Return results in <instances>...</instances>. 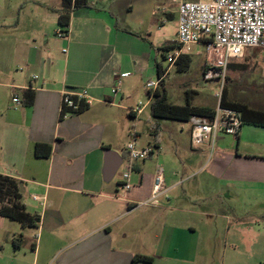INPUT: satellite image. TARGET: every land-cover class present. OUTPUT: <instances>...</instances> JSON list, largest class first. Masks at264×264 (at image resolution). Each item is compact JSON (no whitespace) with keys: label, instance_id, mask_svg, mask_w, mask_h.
Listing matches in <instances>:
<instances>
[{"label":"crops","instance_id":"0c3cea01","mask_svg":"<svg viewBox=\"0 0 264 264\" xmlns=\"http://www.w3.org/2000/svg\"><path fill=\"white\" fill-rule=\"evenodd\" d=\"M29 1L12 0L0 15V173L20 181L25 209L39 223L22 228L0 215V264H195L205 257L202 220L211 230L223 227L231 247L247 223L264 224V126L244 123L236 136L189 143L187 155L174 141L172 156L163 157L155 140L147 158L128 157L125 147L140 137L151 101L132 112L153 80L147 32L154 0L138 1L135 29L119 25L122 14L134 12V0H89L71 12L65 37L56 35L61 0ZM162 12L174 22V36L164 43L173 47L177 10ZM155 23L160 29L162 17ZM75 87L87 90V107L60 118L61 92ZM28 89L33 98L26 103ZM148 117L154 119L150 110ZM184 131L189 140V123L179 126ZM36 143L50 146L48 157L34 155ZM107 149L121 158L116 179L103 178ZM158 165L167 192L157 205L133 206L150 196ZM19 234L23 243L14 249ZM135 255L151 261H134Z\"/></svg>","mask_w":264,"mask_h":264},{"label":"rangeland","instance_id":"374dc122","mask_svg":"<svg viewBox=\"0 0 264 264\" xmlns=\"http://www.w3.org/2000/svg\"><path fill=\"white\" fill-rule=\"evenodd\" d=\"M10 1L12 0H0V15L6 11ZM26 1L30 2L29 0ZM138 1L134 0L131 3V5L134 4V12L131 15L126 18V14H122L119 25L126 21L130 23L132 29H135L133 20L141 14V8L137 5ZM153 6L154 8L158 6V8H155L156 15L152 16L150 22L152 27L147 32V39L153 41L152 59L156 61L150 78L157 80L156 64H159L162 69H167L163 84L169 102L183 105L189 98L192 99L193 104L215 108L219 102L218 93L221 92L228 101H234L253 109L264 108V47H248L245 49L243 57L230 60V62L237 64V67L229 68L228 66L222 89H220L219 81H207L202 78L204 69V46L202 44L194 45L189 51L191 62L185 71H178L176 63L169 66L167 55L172 51V48H166L164 43L171 41L174 36V22H170L173 20L168 18L162 9L165 12L175 14L177 3L172 0H154ZM161 17L163 24L158 29L155 19ZM157 39H159V44H156ZM148 74L145 73L146 79L149 77ZM148 91L150 90L146 88V93L138 94L135 101L144 103L148 99ZM148 116L149 106L140 118L142 120L141 127H138L140 137L135 140L137 148L147 146L148 143L157 140L160 143V149L163 150L161 156H172V145L174 141H177V143H181L182 155L191 153L190 141L185 131L179 133V126L188 125L187 121L151 119L149 122ZM153 156H155V152ZM119 173L120 170L117 171L114 179L120 177ZM252 216L255 215L250 214L249 218L253 220ZM202 221L200 233L203 241V256L205 257L197 259L195 264H264V224L257 225L251 221L247 223L248 228H244L241 233L239 232L242 234L239 244L231 247V239L233 238L228 236L226 239L227 233L223 227H214L211 230L208 227L209 224L204 226V220ZM224 241H227L226 245Z\"/></svg>","mask_w":264,"mask_h":264},{"label":"built area","instance_id":"2783aa9c","mask_svg":"<svg viewBox=\"0 0 264 264\" xmlns=\"http://www.w3.org/2000/svg\"><path fill=\"white\" fill-rule=\"evenodd\" d=\"M177 3L176 39L172 51L167 55L169 66L183 54H189L197 44L204 46V80H217L222 89L230 60L243 57L248 47H264V0H172ZM58 37L66 33L59 29ZM64 51V50H63ZM128 75V73H127ZM160 78L148 81L145 87L150 90L145 103L139 102L132 112L139 114L151 100V92L157 87ZM120 80L111 89L116 93ZM149 92V91H148ZM221 92L218 93L220 98ZM87 90L82 87L67 88L61 92L60 118L79 110L81 103H88ZM12 100L19 102L17 96ZM189 141L197 147L206 139L213 143L219 134L236 136L242 126L239 111L219 105L212 117L193 114L188 119ZM130 160L147 158L153 151L151 146L137 148L134 142L125 147ZM123 188L130 187L128 173L122 174ZM168 188L164 185L163 169L156 167L151 194L148 198L132 204L133 206L157 205ZM38 199L37 196H33Z\"/></svg>","mask_w":264,"mask_h":264},{"label":"trees","instance_id":"16d2710c","mask_svg":"<svg viewBox=\"0 0 264 264\" xmlns=\"http://www.w3.org/2000/svg\"><path fill=\"white\" fill-rule=\"evenodd\" d=\"M83 7H89V0H61V7L54 9L57 13L58 29L61 32L67 33L71 12ZM171 48L172 45L165 46ZM191 62L190 54H183L177 60V70L185 71ZM229 68H233L229 64ZM167 69H162L159 64H156L157 78L160 81L157 87L151 92V101L149 103V110L151 116L157 119H170L177 121H188L193 114L212 117L215 108L206 106H195L191 104L190 99H186L185 104L178 105L168 101L166 89L163 84V76ZM224 92V91H222ZM150 93V91L148 92ZM25 102H31L33 98V91L28 89L23 92ZM219 105L222 107H229L236 109L241 114L242 125L250 123L254 125L264 126V108L253 109L243 104L231 102L225 99V95L221 93L219 98ZM87 107V104L81 103L78 111H82ZM154 147H158L154 144ZM50 153V146L47 144L36 143L34 146V155L37 157H48ZM0 215L10 220L16 221L22 228L37 227L39 223V215L36 213H29L26 211L22 202V194L20 191V181L16 178L0 173ZM23 243L22 234L17 235L11 240L14 249L21 247ZM34 247V243L30 245ZM134 261H151L150 257L135 255Z\"/></svg>","mask_w":264,"mask_h":264},{"label":"water","instance_id":"95a60500","mask_svg":"<svg viewBox=\"0 0 264 264\" xmlns=\"http://www.w3.org/2000/svg\"><path fill=\"white\" fill-rule=\"evenodd\" d=\"M121 162L120 156L109 149L105 152L104 166H103V178L104 180H110L115 174L119 164Z\"/></svg>","mask_w":264,"mask_h":264}]
</instances>
